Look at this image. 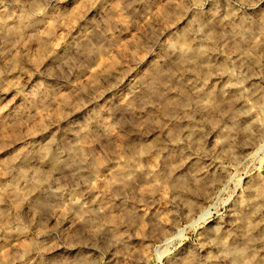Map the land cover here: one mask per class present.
I'll return each mask as SVG.
<instances>
[{"label": "rangeland", "instance_id": "obj_1", "mask_svg": "<svg viewBox=\"0 0 264 264\" xmlns=\"http://www.w3.org/2000/svg\"><path fill=\"white\" fill-rule=\"evenodd\" d=\"M238 262L264 264V0H0V264Z\"/></svg>", "mask_w": 264, "mask_h": 264}, {"label": "bare ground", "instance_id": "obj_2", "mask_svg": "<svg viewBox=\"0 0 264 264\" xmlns=\"http://www.w3.org/2000/svg\"><path fill=\"white\" fill-rule=\"evenodd\" d=\"M184 44V43H183ZM180 45V44H179ZM177 47V46H176ZM174 48V47H173ZM176 49H178V48H176ZM179 49L181 50L180 52L181 53H184V54H190L191 53V50L189 49V47L187 46V47H183V46H180L179 47ZM198 52V51H197ZM201 53V52H200ZM196 54V53H195ZM197 55V54H196ZM195 57V56H194ZM197 58V60H198V57H196ZM188 60H189V58H187ZM193 59V58H192ZM208 94H210V93H208ZM210 97V96H209ZM214 97V96H213ZM210 98V101H212V103L214 104L213 106L214 107H216L215 106V99L214 98ZM209 101V102H210ZM217 102V101H216ZM209 104V103H208ZM210 105V104H209ZM81 153V152H80ZM42 155H43V158H44V162L46 163L45 165H49L50 167H53V166H55V164H56V161H57V157H56V155L54 154V153H52L51 152V150L48 148V147H45L44 149H43V151H42ZM28 174V173H27ZM35 175H36V177H40L39 176V172L38 171H35ZM22 178L24 179V180H26V181H28V176L26 175V173H22ZM39 179V178H38ZM29 183V182H28ZM31 184V183H30ZM32 185V184H31ZM31 185H29V186H31ZM19 188V187H18ZM18 188L17 187H12L11 189H9V190H11V192L12 193H14V194H18V192H19V190H18ZM29 188V187H28ZM31 188V187H30ZM10 192V191H9ZM256 192V191H255ZM248 230V229H247ZM248 232V231H247ZM246 249V248H245ZM233 251V250H232ZM234 252V251H233ZM244 248H241L240 250H237V251H235L234 252V260H238L239 259V257L240 256H243L242 254H244ZM231 254H233L232 252H230ZM242 259V258H241ZM240 259V260H241ZM239 261V260H238ZM242 261V260H241ZM240 261V262H241ZM244 262V261H243ZM235 263V262H234ZM237 264H239V262L237 263ZM240 264H243V263H240Z\"/></svg>", "mask_w": 264, "mask_h": 264}]
</instances>
